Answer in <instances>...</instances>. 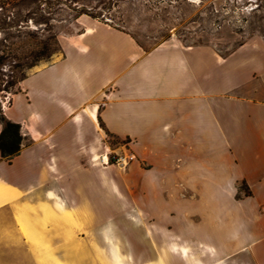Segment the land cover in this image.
<instances>
[{
    "label": "crops",
    "instance_id": "crops-1",
    "mask_svg": "<svg viewBox=\"0 0 264 264\" xmlns=\"http://www.w3.org/2000/svg\"><path fill=\"white\" fill-rule=\"evenodd\" d=\"M83 19L61 58L2 105L27 140L11 161L0 154V264H71L34 240L100 229L94 205L117 186L106 177L109 137L147 166L133 182L147 203L160 183L162 232H183L172 251L184 264H264V40L222 53L171 37L145 50L131 33ZM24 238L53 257L27 262ZM73 248L85 246L59 252Z\"/></svg>",
    "mask_w": 264,
    "mask_h": 264
},
{
    "label": "rangeland",
    "instance_id": "rangeland-1",
    "mask_svg": "<svg viewBox=\"0 0 264 264\" xmlns=\"http://www.w3.org/2000/svg\"><path fill=\"white\" fill-rule=\"evenodd\" d=\"M79 18L127 31L145 50L171 37L187 45L214 46L222 53L252 37L264 40V0H0L2 105L11 104L26 77L61 58L62 42L82 29ZM107 143L111 150L106 177L117 186L114 189L108 183L104 195L100 192V204L97 199L94 205L99 209L100 229L68 232L66 241L57 233L49 243L39 239L34 243L51 255H66L71 264H162L163 256L169 264H184L172 251L184 245L183 232H162L160 183H155L151 204L147 203L145 190L133 183L144 180L136 168L147 166L138 164L127 140L109 137ZM130 156L135 159L130 160ZM24 239L27 262L35 256L45 261L53 257L48 252L34 253L32 244ZM65 243L85 248L64 254L59 248ZM190 251L193 257H200L195 247Z\"/></svg>",
    "mask_w": 264,
    "mask_h": 264
},
{
    "label": "trees",
    "instance_id": "trees-1",
    "mask_svg": "<svg viewBox=\"0 0 264 264\" xmlns=\"http://www.w3.org/2000/svg\"><path fill=\"white\" fill-rule=\"evenodd\" d=\"M45 58H47V56H45ZM10 85L12 88L16 86V84ZM6 91H8V89H6ZM0 124L2 125V131L0 133V154L3 160L11 161L20 154L27 138L23 135L22 126L6 117L1 102ZM101 126L104 127L102 122Z\"/></svg>",
    "mask_w": 264,
    "mask_h": 264
},
{
    "label": "built area",
    "instance_id": "built-area-1",
    "mask_svg": "<svg viewBox=\"0 0 264 264\" xmlns=\"http://www.w3.org/2000/svg\"><path fill=\"white\" fill-rule=\"evenodd\" d=\"M129 159H130V160H134L135 157H134V156H130ZM126 160H127V159H126Z\"/></svg>",
    "mask_w": 264,
    "mask_h": 264
}]
</instances>
